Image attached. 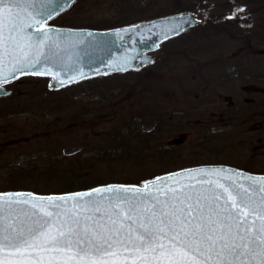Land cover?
Returning a JSON list of instances; mask_svg holds the SVG:
<instances>
[{"label":"rangeland","instance_id":"obj_1","mask_svg":"<svg viewBox=\"0 0 264 264\" xmlns=\"http://www.w3.org/2000/svg\"><path fill=\"white\" fill-rule=\"evenodd\" d=\"M244 1L75 0L49 20L59 27L109 29L103 27L119 18L126 19L119 24H132L192 10L202 23L167 39L138 71L58 90L49 88L45 75L6 83L0 192L58 193L60 181H48L43 171L60 164L54 163L60 156L72 158L62 162L73 167L62 182L73 188L141 184L210 164L264 174V109L256 106L264 101V0Z\"/></svg>","mask_w":264,"mask_h":264},{"label":"snow or ice","instance_id":"obj_2","mask_svg":"<svg viewBox=\"0 0 264 264\" xmlns=\"http://www.w3.org/2000/svg\"><path fill=\"white\" fill-rule=\"evenodd\" d=\"M72 2L0 0V95L17 73L48 74L61 36L48 21ZM186 171L231 183L0 193V264H264V177L244 185L225 169Z\"/></svg>","mask_w":264,"mask_h":264},{"label":"water","instance_id":"obj_3","mask_svg":"<svg viewBox=\"0 0 264 264\" xmlns=\"http://www.w3.org/2000/svg\"><path fill=\"white\" fill-rule=\"evenodd\" d=\"M74 1L75 0H73V2ZM72 3L64 7L59 14L67 10ZM55 6L59 7V2ZM201 23L202 19L200 15L196 11L189 10L109 29H83L59 27L48 24L51 29L61 33V36L56 37L60 43V48L58 49L60 57H53L52 60L48 62L47 66L49 72L45 74V76L50 77L49 88L51 90H57L71 85L72 83L97 76L124 73L127 72V70H141L154 61L155 53L157 49H159L158 47L167 41V39L170 40L178 37L198 27ZM17 75L20 76L19 73H17ZM6 92L10 94L8 90H6ZM2 96L4 97L6 95H0V97ZM219 169H225L227 173H235L232 179L244 185L249 184V180L244 179V177H264V174L250 173L228 165L210 164L188 167L161 174L154 177V179L145 180L141 184L108 183L102 186H91V188L85 190L56 194H37L30 190H8L0 193L21 192L32 193L37 197H67L71 194L84 193L108 185H132L143 187L144 184L148 182L152 188L153 194H156L163 187L165 182L172 187L186 183H193L196 184L197 187H200L208 180H220L221 183L230 184L231 181L222 178L224 173H221L219 177L200 175H194L193 177L189 176L186 171L190 170L195 174L199 170L210 171ZM95 198L99 199L100 197L95 196ZM72 203V201H69L68 206H72ZM126 264H130V262H126ZM136 264H140V262H136Z\"/></svg>","mask_w":264,"mask_h":264},{"label":"trees","instance_id":"obj_4","mask_svg":"<svg viewBox=\"0 0 264 264\" xmlns=\"http://www.w3.org/2000/svg\"><path fill=\"white\" fill-rule=\"evenodd\" d=\"M256 1L253 0L254 3ZM244 2L247 3L249 1L248 0H245ZM258 3H260V2H258ZM189 5L191 7L192 4H189ZM205 5H204V7H205ZM195 6H197V4L194 3V7ZM123 20H126V19L119 18L116 22L114 21L115 24H113L112 26H105L103 28H113V27L115 28V27H119V26H122V25H126V24H119V23H117V22H120V21H123ZM194 30H197V29H194ZM194 30H192V31H194ZM189 32L185 33V35H187ZM256 106L261 108V112L260 113H262L263 112L262 111V108L264 109V101H261V103L256 104ZM254 107L255 106H252V108H254ZM253 111H256V113H257V110H253ZM233 113H234V111H233ZM261 118H263V120H264V114H261ZM259 123H258V126H260V129H262V127H263L261 125L262 123H260V124ZM60 157H61L60 159H58V160H56V162H54V163H60V164L55 165V164H51L50 163L49 164V167H46V169H44V171H43V176H44V178L48 179V181L53 180L55 183H57V181H60L58 184H56V185H58V187H56V189H59L56 192H58V193L59 192H61V193L62 192H71V191L84 190V189H87V187L89 188V186H83V185H81V187H78V188H73L72 185H71L73 183H71V182H62V181L65 180V177H64L65 176V171L66 170H73V167H71V166L70 167L62 166V162L68 161L70 157L69 158H67V157L65 158L63 156H60ZM73 158L82 159V157L79 156V155L74 156ZM70 159H72V158H70ZM68 163L70 164V161H68ZM18 175L21 176L20 174H18ZM92 186H94V185H92ZM63 189H65V190H63Z\"/></svg>","mask_w":264,"mask_h":264},{"label":"flooded vegetation","instance_id":"obj_5","mask_svg":"<svg viewBox=\"0 0 264 264\" xmlns=\"http://www.w3.org/2000/svg\"><path fill=\"white\" fill-rule=\"evenodd\" d=\"M4 88H5V84H4V86H3ZM8 96V95H7ZM4 97H6V96H4Z\"/></svg>","mask_w":264,"mask_h":264}]
</instances>
